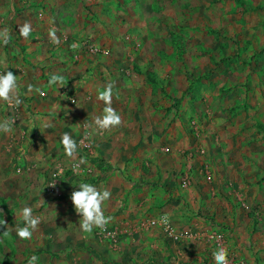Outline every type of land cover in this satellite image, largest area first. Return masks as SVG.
I'll use <instances>...</instances> for the list:
<instances>
[{"label": "rangeland", "instance_id": "374dc122", "mask_svg": "<svg viewBox=\"0 0 264 264\" xmlns=\"http://www.w3.org/2000/svg\"><path fill=\"white\" fill-rule=\"evenodd\" d=\"M78 1L81 7L76 13L73 9ZM68 11L73 13L69 15ZM75 19L84 34L66 41L70 47L79 48L81 52L90 46L105 51L100 47L103 45L95 44L108 38L111 43L126 45L130 54L143 61L140 66L125 57L137 73L139 84L134 89L124 84L122 103H130L125 102V98L135 91L132 101L136 106L143 110L150 108L154 113V116L144 117L142 122L147 120L148 125L154 120L163 122L161 131H148L147 135L158 136L160 146L168 149L162 151L168 162L176 154L183 164L187 160L185 156L191 159L198 147H209L211 156L206 150V158H202L204 152L198 151L197 171L200 172L196 175L240 176L235 185L223 186L225 193L230 192L223 196V202L227 203V208L233 207L231 217L233 221L237 216V228L242 220L248 226L226 235L230 230L225 223L228 211L223 209L224 205L220 210L216 208V218L210 212L201 216L212 219L213 231L223 235L225 247L236 264H264V0H0V30L6 28L10 33L7 45L0 41V73L7 70L20 80L37 78L44 85L49 84L48 68L45 60L42 61L45 56L39 60L46 54L48 40L40 38L36 21L48 22L49 29L64 33ZM24 23L32 27L27 40L19 34V27ZM48 43V47L52 46ZM153 45H167L172 51L163 54L162 66L169 76L158 81L154 79L157 68L146 53ZM102 55L107 56L108 51ZM36 62H39L37 66ZM173 71L174 76H171ZM145 91L151 98L157 94L163 96L145 101ZM62 92L66 94L64 89ZM27 93L19 87L22 101L19 105L0 103V121H14L8 143L0 147V264H28L33 255L38 257L36 264H112L104 257L98 263L94 249L77 242L67 247L60 245L55 251L51 249L49 243L60 244V237L57 239L54 235H64L67 224L73 225L81 219L77 213L67 215V211L63 213L57 208L65 196L42 199L39 191L34 193L23 188L12 191L17 182L14 176L19 178L22 173V161L18 158L21 150H25L16 151L12 138L25 139L28 135L30 145L39 138L33 127L28 133L15 129L22 119L21 110L33 107L34 111V96ZM45 93L44 86L37 97L42 99ZM33 111L31 115H36ZM3 134L0 132V138ZM89 143L90 152L92 143ZM79 152L92 160L88 158L89 152ZM41 166L38 164L34 169L39 170ZM71 167L60 166L48 174L54 175L53 178L60 175L57 171H61L62 176L69 175L73 171ZM103 169L106 170V166ZM37 170L35 175H44ZM48 201H55L52 208ZM25 206L32 209L33 216L41 218L31 239H21L15 233L17 227L25 226L18 215ZM169 223L171 225L170 220ZM8 229L11 231L5 236L4 231ZM98 229L91 232L93 237L104 250L113 252L119 241L118 229L106 226L116 233L115 245L100 239L96 234ZM183 237L175 241L180 242Z\"/></svg>", "mask_w": 264, "mask_h": 264}, {"label": "crops", "instance_id": "0c3cea01", "mask_svg": "<svg viewBox=\"0 0 264 264\" xmlns=\"http://www.w3.org/2000/svg\"><path fill=\"white\" fill-rule=\"evenodd\" d=\"M80 7L81 3L78 1L73 11L78 13ZM71 13L73 12L68 11L69 15ZM52 23L55 25L53 20ZM36 25L40 38L52 44L48 47L49 43L46 42V54L40 56L39 60L45 56L42 61L45 60L50 78L58 75L63 76L64 80L62 85H44V82L42 83L37 78L30 81L18 78L19 87L27 90L28 96H34L32 104L34 103L35 107L34 111L33 107L21 110L22 119L15 129L28 133L33 127L39 134V138L33 145H30L28 135H25V139L20 138L21 136L12 138L16 151L26 150L20 152L21 157L18 160L22 161V173L19 178H17L18 175L14 176L13 180L17 179V182L14 183L12 191L15 193L19 190L18 188L32 190L34 193L39 191L42 199L65 196L62 199V205L57 208L63 213L67 211V215H70L72 212L76 213L71 194L73 191H79L80 183L92 184L100 191L108 190L111 192V197L103 204L104 214L112 217L108 225L117 228L120 235L113 252L104 250L92 233L82 231L79 226L81 219H77L78 222L73 225H66L64 235L62 233L54 235L57 239L60 237V244L49 243L51 249L55 251L60 245L67 247L70 243H81L83 246L94 249L98 263L101 257H104L112 264H215L212 255L215 251L212 235L216 233L211 225L213 221L201 215L210 212L214 213L212 216L216 218L217 211L224 205L223 209L228 211L225 223L230 230L226 235L229 236L236 230H242V226L247 227L248 225H245L242 220V225L238 224L239 229L237 228L235 225L237 216H234L233 221L231 217L233 207L228 206L227 208V203L223 202V196L230 193L228 191L225 193L223 186L228 183L235 185L240 176L196 175L200 172L197 171L198 164H200L198 151L204 152L202 158H206V150L208 156H211L209 147H198L191 155V159L185 156L187 160L185 159L183 164L176 154L171 161L166 160V155L162 154L165 147L160 146L162 142L158 136L148 137L147 135L148 131L157 133L161 131L163 122L160 124L158 120H154L149 124H155L151 127L147 120L145 123L142 122L144 117H150L154 113L150 108L143 110L136 106L132 101L134 98L132 94H135V91L130 95L131 97L125 98V102L130 103L127 105L122 103L124 97L121 88L124 84L128 83L126 88L132 89L137 88L139 84L137 73L125 57L128 56L130 62L143 65V61L136 59L138 56L129 53L126 45L111 43L108 38L103 41L99 40L100 43L95 45H103L100 47L108 51V55L105 57L100 53L93 55L67 45L68 40H72L75 35L83 36L84 34V30L83 32L80 30L81 25L77 24L76 19L69 27H66L64 33H58L55 28L58 43L54 42L49 35L51 29H49L48 22L41 23L38 20ZM40 26H43V29H40ZM63 41L65 42L61 43ZM168 52L172 51L167 45L156 47L153 45L146 52L150 63L154 62L157 68V73L154 75L155 81L169 76L162 66L163 54ZM38 63L34 65L37 66ZM124 68L125 71H123ZM144 68L145 66L142 67V72ZM173 74L174 71L171 76H174ZM109 84L113 85L111 106L121 116L122 123L109 131H95L94 120L103 115L105 107L104 102L98 99V95ZM44 86L46 93L40 99L37 93ZM62 89L68 95L64 94ZM34 91H36V97ZM144 93L147 94L145 101L152 97L147 91ZM161 95L157 94L151 99H160L163 96ZM30 111L36 112V115H31ZM14 133L16 134L15 130ZM65 133L69 134L77 144L83 140L91 142L92 149L88 158L92 160L85 156L82 157L83 154L79 152V149L74 157H68L61 143V138ZM8 140V134L4 133L0 138V147L3 148ZM23 151L26 152L25 155ZM215 160L219 162V159ZM38 164L42 166L41 169L36 170L44 175H35L34 166ZM50 164L53 166L50 167ZM102 165L106 166V170ZM60 166L67 169L71 167L72 172L76 174L69 172V175L62 176L61 171H57L60 175H56L55 178H53L54 175L48 174L49 171ZM142 167L144 169H141ZM181 178L188 179L187 186H181ZM49 184H52L54 188L53 193L46 189ZM54 202L48 201L47 204L52 208ZM198 212H201L200 216ZM160 214L168 217L176 235L181 234L182 237L184 235L180 242L146 226L149 218ZM77 216L81 218L79 214ZM74 231L78 234L76 235Z\"/></svg>", "mask_w": 264, "mask_h": 264}, {"label": "clouds", "instance_id": "9594fccd", "mask_svg": "<svg viewBox=\"0 0 264 264\" xmlns=\"http://www.w3.org/2000/svg\"><path fill=\"white\" fill-rule=\"evenodd\" d=\"M32 32L30 23H24L19 27V34L22 38L27 40ZM52 40L56 43L59 39L56 37L55 29H51L49 33ZM0 41L7 45L10 41V33L8 29L0 30ZM63 76L53 75L49 80V85H62ZM18 78L11 71L0 73V101L6 102L10 105H19L22 101L18 95ZM113 96V85L109 84L105 90L100 92L98 99L103 101L105 107L103 115L96 117L94 120L95 131H109L112 128L121 125V116L111 106ZM14 121L5 119L0 121V132L5 134L13 131L12 124ZM91 127V125H90ZM61 143L64 147L65 153L72 158L77 152V142L72 137L65 133L61 138ZM83 163V161H81ZM79 191H73L71 194V201L77 214L81 216L80 228L85 233H91L94 228L106 229V226L111 222V216H105L103 204L111 197V192L108 190L100 191L95 186L89 183H80ZM24 221V227H17L15 233L21 239H31L33 233L37 230L41 223L39 216H33L30 207H23L18 213ZM11 230L4 231L7 236ZM215 264H229L228 251L224 247L218 248L212 253ZM38 257L33 255L28 259V264H36Z\"/></svg>", "mask_w": 264, "mask_h": 264}, {"label": "built area", "instance_id": "2783aa9c", "mask_svg": "<svg viewBox=\"0 0 264 264\" xmlns=\"http://www.w3.org/2000/svg\"><path fill=\"white\" fill-rule=\"evenodd\" d=\"M86 51L89 53V54H93V55H96L97 53L100 52V54H105V51H100L98 48L96 47H87L86 48ZM103 52V53H102ZM71 102H74L73 100H71ZM78 148L79 151H82V152H86L88 153L89 150H90V143L88 141H81L79 142L78 144ZM163 151L164 152H167L168 149L167 148H163ZM180 184L181 186H187L188 184V179L187 178H181L180 179ZM46 189L48 191H50L51 193L54 192V188L52 186V184H49ZM146 226L148 228H151V229H155L165 235H167L168 237L172 238V239H180V237H182V235L180 234L179 236L176 235V233L174 232V230L172 229L170 223H169V219L168 217L165 215V214H160L154 218H149L147 221H146ZM97 236L100 237V239H107L110 241V243L112 245H115V243L117 242V237H116V233H114L113 231H109L108 229H98L97 231ZM212 242H213V248L215 249V251L220 248V247H225V243H224V238H223V235L221 233H214L212 235ZM227 249V248H226ZM228 251V250H227ZM228 260H229V264H236L235 262V259H234V256L228 252Z\"/></svg>", "mask_w": 264, "mask_h": 264}, {"label": "trees", "instance_id": "16d2710c", "mask_svg": "<svg viewBox=\"0 0 264 264\" xmlns=\"http://www.w3.org/2000/svg\"><path fill=\"white\" fill-rule=\"evenodd\" d=\"M54 255V254H53Z\"/></svg>", "mask_w": 264, "mask_h": 264}]
</instances>
